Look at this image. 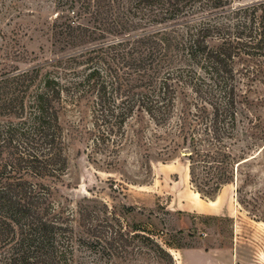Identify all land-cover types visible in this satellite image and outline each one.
Here are the masks:
<instances>
[{
	"label": "trees",
	"instance_id": "1",
	"mask_svg": "<svg viewBox=\"0 0 264 264\" xmlns=\"http://www.w3.org/2000/svg\"><path fill=\"white\" fill-rule=\"evenodd\" d=\"M56 1L53 57L0 72V264H174L163 233L110 226L87 196L51 200L44 179L68 169L62 112L106 165L178 155L208 199L248 183L264 152V0Z\"/></svg>",
	"mask_w": 264,
	"mask_h": 264
},
{
	"label": "rangeland",
	"instance_id": "2",
	"mask_svg": "<svg viewBox=\"0 0 264 264\" xmlns=\"http://www.w3.org/2000/svg\"><path fill=\"white\" fill-rule=\"evenodd\" d=\"M251 1L256 0L234 4ZM56 9V0H0V72L53 57L50 24ZM71 109L61 117L68 169L60 180L44 179L55 205L72 209L87 196L94 215L110 226L122 215L129 224L161 232L180 247L171 250L174 264H264V152L250 166L248 183L224 185L208 199L191 185L181 156L154 160L148 168L126 150L106 165L86 149L91 143L81 131L84 123Z\"/></svg>",
	"mask_w": 264,
	"mask_h": 264
}]
</instances>
